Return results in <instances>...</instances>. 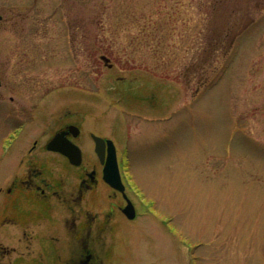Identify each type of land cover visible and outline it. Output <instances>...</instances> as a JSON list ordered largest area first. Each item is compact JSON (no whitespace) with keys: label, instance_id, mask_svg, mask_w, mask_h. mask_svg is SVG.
Instances as JSON below:
<instances>
[{"label":"rangeland","instance_id":"obj_1","mask_svg":"<svg viewBox=\"0 0 264 264\" xmlns=\"http://www.w3.org/2000/svg\"><path fill=\"white\" fill-rule=\"evenodd\" d=\"M0 77L9 160L68 121L116 142L138 214L104 264H264V0H0Z\"/></svg>","mask_w":264,"mask_h":264},{"label":"flooded vegetation","instance_id":"obj_2","mask_svg":"<svg viewBox=\"0 0 264 264\" xmlns=\"http://www.w3.org/2000/svg\"><path fill=\"white\" fill-rule=\"evenodd\" d=\"M0 79L2 85L3 79ZM9 97L15 100L13 95ZM10 125L14 129L12 136L5 133L0 152L6 160L1 176L4 185H0V231L7 230L8 236L17 231L21 241L20 258L27 264H104L102 257L110 256L121 239L118 216L129 218L124 211L129 200L138 214L137 205L128 192L116 142L123 190L105 179L107 145L102 161L95 149L93 132L96 158H87L80 121L65 122L55 131L44 144L49 153H36L40 142L34 138L28 151L22 152V157L16 160H9V152L15 133L24 128L26 122L10 121ZM54 139L53 147H49ZM69 142L80 148L79 163L72 162L70 155L63 151L71 150ZM1 243L2 254L10 252L8 245ZM36 243L38 254L35 255Z\"/></svg>","mask_w":264,"mask_h":264},{"label":"water","instance_id":"obj_3","mask_svg":"<svg viewBox=\"0 0 264 264\" xmlns=\"http://www.w3.org/2000/svg\"><path fill=\"white\" fill-rule=\"evenodd\" d=\"M102 58L109 62V58L106 55H102ZM1 83V81H0ZM93 138L96 143V152L99 154L102 161L105 159V153H106V145H107V160L104 167V173H105V179L114 187L120 188L121 190L124 189V184L121 178L120 169H119V163L117 158V151L116 146L114 144V141L112 139L106 140L105 138L93 134ZM56 139L52 140L49 143V147H53V143ZM69 148L71 150L69 152L72 153L69 154L67 150L66 153L70 155L71 161L74 163H79L81 159V151L80 148L74 144L73 142H69ZM124 211L130 218H134L136 215V210L132 202L129 200L128 205L125 207Z\"/></svg>","mask_w":264,"mask_h":264}]
</instances>
